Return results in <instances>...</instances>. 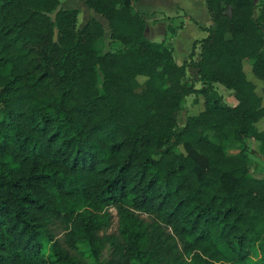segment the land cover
<instances>
[{
  "label": "trees",
  "instance_id": "obj_1",
  "mask_svg": "<svg viewBox=\"0 0 264 264\" xmlns=\"http://www.w3.org/2000/svg\"><path fill=\"white\" fill-rule=\"evenodd\" d=\"M133 1L85 0L105 24L78 27L61 0H0V264H264L247 154L264 155V105L244 70L264 93V1L205 0L180 64L164 41L184 17L154 42ZM190 95L203 109L180 123Z\"/></svg>",
  "mask_w": 264,
  "mask_h": 264
},
{
  "label": "crops",
  "instance_id": "obj_2",
  "mask_svg": "<svg viewBox=\"0 0 264 264\" xmlns=\"http://www.w3.org/2000/svg\"><path fill=\"white\" fill-rule=\"evenodd\" d=\"M262 1L264 0H253L255 16L259 13ZM67 2L68 5H71L69 8L79 9L78 21L81 11L85 12L86 18L79 23V27L83 26L92 17L99 19L97 14L93 16L86 9L84 6L85 0H67ZM133 6L142 13L146 22L145 36L154 42H157L154 40L157 38L160 39L158 42L164 40L166 29L172 18L178 21V19L184 17L183 26L177 29L170 39L164 41L166 45L170 44L172 46L173 58L179 64L188 59L193 43L204 38L207 35L205 28L212 25L205 0H134ZM197 51L198 49L195 50V52ZM187 72H190L189 77L192 79H195L198 75L197 69L194 67L188 66L186 68Z\"/></svg>",
  "mask_w": 264,
  "mask_h": 264
},
{
  "label": "rangeland",
  "instance_id": "obj_3",
  "mask_svg": "<svg viewBox=\"0 0 264 264\" xmlns=\"http://www.w3.org/2000/svg\"><path fill=\"white\" fill-rule=\"evenodd\" d=\"M69 3L67 2V0H61V6H67L65 8H69L71 5H68ZM86 7V9H88V11H90V13H92L93 16H95L96 14L93 12V10H91L88 6H86V4L84 5ZM98 16V15H97ZM99 17V16H98ZM86 18L85 12L82 10L80 13V18L79 21L77 23L78 27H79V23H81L83 21V19ZM99 19L105 24V21L99 17ZM155 41H160L159 38L154 39ZM114 50H122L123 49V45L120 43H115L112 45ZM244 70L246 72L247 78L249 80H252L255 84V90L256 92L262 97V104L264 105V93L262 92V82L260 80H258L251 72V67H250V63L245 61L244 62ZM247 70V71H246ZM188 76L190 75V72H187ZM195 86L197 88L200 87V83L196 82ZM216 89L217 91L222 95L223 100L228 103L229 105H235L237 103V100L235 99L233 92L231 89L226 88L225 86H223L222 84L216 83ZM195 96L194 95H190L186 98V100L183 103V110L181 112V115L179 117V122L183 123L186 116L189 114H196L199 111H201L203 109V104H202V100L201 98H198L197 102H194ZM257 127L258 128H264V119L259 121L257 123ZM208 136L212 138L211 133H208ZM227 148V152L229 154H233L236 153L238 151V149L234 148V147H229L226 146ZM247 154H248V158L250 163L252 164V173L256 176H262L264 174V155L260 153L259 151V144L252 139H247ZM114 213V210H112ZM116 218L114 217L113 219V225H112V230L115 229L116 226ZM84 249L88 250V247L84 246ZM46 253H49L48 248H46L45 250ZM108 253V247H106L102 253V257L101 260L104 259L107 256ZM87 261L91 264H97L96 262H94V260L90 257V255H87Z\"/></svg>",
  "mask_w": 264,
  "mask_h": 264
}]
</instances>
